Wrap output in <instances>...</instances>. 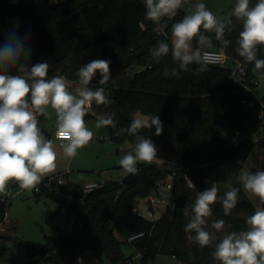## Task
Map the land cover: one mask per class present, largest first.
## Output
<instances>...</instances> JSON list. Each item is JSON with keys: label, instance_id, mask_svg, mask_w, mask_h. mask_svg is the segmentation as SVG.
Instances as JSON below:
<instances>
[{"label": "trees", "instance_id": "16d2710c", "mask_svg": "<svg viewBox=\"0 0 264 264\" xmlns=\"http://www.w3.org/2000/svg\"><path fill=\"white\" fill-rule=\"evenodd\" d=\"M256 2L251 0L252 4ZM185 14L187 12L180 9L176 17L167 20L168 36L164 37L157 36L153 23L144 19L143 0H64L57 4L50 0H0V42L8 31L20 35L30 33V63L46 61L50 65L49 79L59 73L76 87L75 73L81 66L93 59L111 60L112 75L103 87L113 103L107 106L93 103L85 117L114 112L117 127H108L113 140L126 139L134 143V138L126 133H116L129 126L137 110L147 116L158 115L163 124L160 136L154 135V127L141 132L156 144L157 157L162 163H141L137 165L140 171L136 175L127 174L122 182L106 181L88 192L79 189L74 202L57 198L75 216L73 228L60 238L48 237L40 247L22 241L34 257L30 264H74L76 257L89 252L98 264H125L131 255L123 253L118 236L122 231H144L145 235L131 245L142 262L158 254H172L185 264H216L211 256L214 246L201 248L192 241L193 233L184 231L188 221L181 210L186 204L194 203L188 196L173 195L172 204L154 220L133 213L134 202L147 196L158 182L166 181L173 172L186 173L198 192L210 187L213 181L218 182L221 196L232 187L240 188L238 203L231 214L224 216L218 201L212 206V219H224L229 231L246 228L245 219L254 213L255 205L236 178L229 189L220 178L228 163L242 154L247 156L254 145L252 136L264 133L257 118L261 109L259 100L264 105V94L261 98L254 94L253 63L245 62L235 52L242 24L231 15L233 26L225 31L226 39L231 41L226 47L230 57L226 66L209 65V71L200 75L182 72L179 79L162 75L166 68L175 66L171 53L157 63L150 49L157 40L165 39L170 43L172 24ZM141 22L145 28L140 27ZM207 35L212 37L214 47L219 41L214 34ZM193 46H197L195 40ZM235 60L246 68L241 79L231 76ZM129 70H132L130 76ZM98 79L99 75L90 87H98ZM116 80L121 85L113 88ZM250 102L253 104L249 105ZM219 127L239 130L244 138L230 144ZM257 144L260 158L252 172L264 170V135ZM54 186L51 190L43 186L35 193L54 198ZM6 208L7 201L0 198V223Z\"/></svg>", "mask_w": 264, "mask_h": 264}, {"label": "clouds", "instance_id": "9594fccd", "mask_svg": "<svg viewBox=\"0 0 264 264\" xmlns=\"http://www.w3.org/2000/svg\"><path fill=\"white\" fill-rule=\"evenodd\" d=\"M61 0H50L57 4ZM144 19L153 23L157 36L167 37V20L177 16L184 0H143ZM242 24L235 52L264 76V58L259 52L264 48V0H236L231 11ZM230 16L218 17L205 3H196L184 17L172 24L170 43L157 40L150 49L152 59L159 63L171 53L173 65L162 75L167 78H180L182 72L194 75L209 71L213 40L207 33L214 34L216 41L231 44L225 39L226 29H231ZM144 28L143 23L140 24ZM30 33L24 35L8 31L0 42V195H7L11 182L21 190L39 191L42 180L54 173L57 168L58 153L53 140L46 138L38 116L49 117V108L55 113V138L65 157H74L78 149L86 147L94 138L85 116L92 105H110L113 101L103 87L111 78V60L93 59L81 66L75 73L76 87L72 82L57 73L50 79V65L46 61L31 64L32 49L29 47ZM197 46H193V41ZM195 65V69H193ZM99 85L90 87L94 78ZM95 128L115 129L118 121L114 112L95 114ZM264 119V111L259 113ZM155 128L154 135L163 133V124L158 115H149L144 120L133 119L127 128L116 133H126L134 138L127 145L128 151L119 159V165L127 174L136 175L138 164L150 165L158 156V148L153 140L141 134L145 128ZM121 151H124L121 149ZM240 163V161H238ZM189 189L195 185L185 176ZM239 182L249 197L257 198L255 211L245 219L246 228L229 231L224 219H212L213 205H222L224 216H229L238 203L240 188L232 187L218 195V182L196 192L194 203H188L181 210L187 219L186 233H193L191 239L201 248L213 247L212 259L216 264H264V170L241 169ZM210 221V223H209ZM210 229V230H209ZM77 257V264H82Z\"/></svg>", "mask_w": 264, "mask_h": 264}, {"label": "rangeland", "instance_id": "374dc122", "mask_svg": "<svg viewBox=\"0 0 264 264\" xmlns=\"http://www.w3.org/2000/svg\"><path fill=\"white\" fill-rule=\"evenodd\" d=\"M201 2L205 3L207 8L218 17H224L231 15L236 0H184L181 9L188 13L192 6ZM259 56L260 58H264V48L260 49ZM252 72L256 80L254 94L257 98H261L264 94V76L260 75L255 69L254 64L252 65ZM131 73L132 70H129V76ZM120 85L118 80L112 84L113 88H118ZM48 111L50 116L47 118L41 116V121L39 122L40 125L43 123V126L41 125L42 130L46 138L53 140L54 147L58 153L56 171L49 176L63 174L65 180L68 182V185L64 189L67 196L75 195L87 183L123 181L127 173L120 167L119 159L124 152L128 151L127 145L130 143L128 140L125 139L119 142L113 140L108 127L97 129L95 128V118L85 117L87 126L94 132V138L86 147L78 149L74 157H65L59 147V141L54 137L56 131L55 113L51 108ZM218 129L220 132H224L223 136L230 144H236L232 140V135L234 134L232 129L225 127H219ZM242 138H244L243 135H240L239 141ZM252 139L254 145L247 156L242 154L226 165L220 178V182L226 189L232 186L234 178L239 181L240 170L242 168L249 171L256 168L260 155L257 144L258 134H254ZM121 149L124 151H121ZM161 163L162 160L157 157L152 164L159 165ZM185 176L188 177L186 173L180 172L175 177L173 175L168 177V180L174 184L173 195L184 194L194 201L198 190L196 188L195 190L188 188ZM164 195L165 192L163 191ZM245 195L256 205L257 198H250L246 192ZM0 198L7 201L3 223H0V264H30L34 260V257L29 254L27 246L23 245L22 241L27 242L30 246L40 247L46 243L48 237L60 238L73 228L75 216L57 199L59 198L58 191H55L54 198H52L43 194L38 195L34 190H21L18 184L11 182L8 186L7 195H0ZM139 207L145 210L146 204L144 200L140 201ZM164 209L163 205L157 206L154 218L159 217ZM2 227L4 228L3 230ZM127 234V231L118 233L122 241L121 247L123 253L126 256L136 255L134 247L125 242ZM84 258H86L88 264H98L91 252L87 253V256L84 255ZM74 264H77V262L75 261ZM133 264L185 263L178 260L172 254H158L154 259H147L144 262L141 261L140 256H136Z\"/></svg>", "mask_w": 264, "mask_h": 264}, {"label": "built area", "instance_id": "2783aa9c", "mask_svg": "<svg viewBox=\"0 0 264 264\" xmlns=\"http://www.w3.org/2000/svg\"><path fill=\"white\" fill-rule=\"evenodd\" d=\"M143 25L145 28L144 23H143ZM168 38L170 40V36ZM224 38L226 39V37H224ZM226 47H227V45H224L223 41H219L213 48L208 50L211 53V55L209 57L211 62L209 65H216L219 67H223V66H226L228 64L230 57L226 52ZM245 73H246L245 65L242 62L235 60L234 66H233L232 71H231V76L233 78H236V79H241L245 75ZM253 82L256 84L255 79H253ZM259 102L261 104V109L258 112L257 118L259 119L261 129L263 130L264 119L259 118V113L261 111H264V105L261 103L260 100H259ZM248 104L252 105L253 102H250ZM240 135H241V133L239 130H234V134L232 135V140L236 144L239 142ZM172 175H173V177H175L176 176L175 172H173ZM67 183L68 182L65 180V177L63 176V174L51 175L45 179L43 184H40L38 186L39 191L34 190V192H40L43 186L48 188L49 190H51L53 188L52 185L55 184V186H54L55 191L59 192V198H63V199L68 200L70 202H74L77 200L76 193H75V195L67 196V193L64 190L66 188V186L68 185ZM102 185H104V183L91 182V183L85 184L81 188V190L83 192H88V191H91V190L96 189L98 187H101ZM173 189H174V184H173V182H171L168 179L164 182H158L156 184V186L154 187V189L147 196H145L143 198H139L138 200H136L134 202L133 208H132L133 213L140 218L149 219V220L156 219L154 217L156 215L155 210L157 209V206L163 205L164 208L166 209L168 206H170L172 204ZM163 191L165 192L164 196H163ZM3 200H6V199H3ZM142 200H144V202L146 204L145 210H142L139 207V203ZM1 223H3V221ZM3 229L4 228L2 227V230ZM144 235H145L144 231L128 233L126 238H125V242L130 244V245H133L135 240L143 237ZM136 256H139V253H136V255L129 256L125 260V264H133V261L136 258ZM78 257L83 258V256H81V255ZM76 262H77V257H76ZM82 264H88V262L83 258Z\"/></svg>", "mask_w": 264, "mask_h": 264}, {"label": "water", "instance_id": "95a60500", "mask_svg": "<svg viewBox=\"0 0 264 264\" xmlns=\"http://www.w3.org/2000/svg\"><path fill=\"white\" fill-rule=\"evenodd\" d=\"M133 117H134V119L144 120L147 117V115L142 113L140 110H137L134 113ZM41 125L43 126V123ZM112 225H113V223H112Z\"/></svg>", "mask_w": 264, "mask_h": 264}, {"label": "crops", "instance_id": "0c3cea01", "mask_svg": "<svg viewBox=\"0 0 264 264\" xmlns=\"http://www.w3.org/2000/svg\"><path fill=\"white\" fill-rule=\"evenodd\" d=\"M61 1H64V0H61ZM70 90H72V91H74L75 90V87L74 86H72L71 88H70ZM39 121H41V120H39ZM221 134L222 135H224V132L223 131H221ZM264 135V133L263 132H261V134L260 135H258V139H259V137H261V136H263ZM54 137H55V133H54ZM56 139V138H55ZM258 139H257V141H258ZM259 158H260V155H259ZM106 182V181H105ZM105 182H103V183H105ZM92 253V252H91ZM93 254V253H92ZM86 256H87V254H85ZM83 258H84V256H83ZM85 260H86V258H84ZM87 261V260H86Z\"/></svg>", "mask_w": 264, "mask_h": 264}]
</instances>
